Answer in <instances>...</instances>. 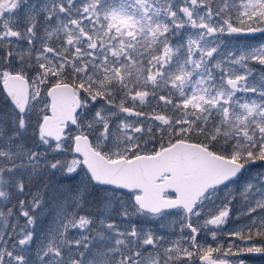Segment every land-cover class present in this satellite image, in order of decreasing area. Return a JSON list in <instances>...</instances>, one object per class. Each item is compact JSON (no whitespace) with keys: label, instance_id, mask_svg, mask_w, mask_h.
I'll list each match as a JSON object with an SVG mask.
<instances>
[{"label":"snow or ice","instance_id":"6c2138e0","mask_svg":"<svg viewBox=\"0 0 264 264\" xmlns=\"http://www.w3.org/2000/svg\"><path fill=\"white\" fill-rule=\"evenodd\" d=\"M264 0H0V264L264 258Z\"/></svg>","mask_w":264,"mask_h":264},{"label":"rangeland","instance_id":"374dc122","mask_svg":"<svg viewBox=\"0 0 264 264\" xmlns=\"http://www.w3.org/2000/svg\"><path fill=\"white\" fill-rule=\"evenodd\" d=\"M260 39H264V37H261ZM262 260H263V262H261ZM255 264H264V258L256 260Z\"/></svg>","mask_w":264,"mask_h":264},{"label":"trees","instance_id":"16d2710c","mask_svg":"<svg viewBox=\"0 0 264 264\" xmlns=\"http://www.w3.org/2000/svg\"><path fill=\"white\" fill-rule=\"evenodd\" d=\"M261 262H263V260Z\"/></svg>","mask_w":264,"mask_h":264}]
</instances>
